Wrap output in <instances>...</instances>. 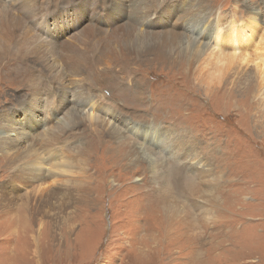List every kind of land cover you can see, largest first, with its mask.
I'll return each instance as SVG.
<instances>
[{"label": "rangeland", "instance_id": "374dc122", "mask_svg": "<svg viewBox=\"0 0 264 264\" xmlns=\"http://www.w3.org/2000/svg\"><path fill=\"white\" fill-rule=\"evenodd\" d=\"M203 19L222 20L210 54L183 45ZM8 30L0 124L23 125L37 100L27 115L48 117L30 135L44 152L40 131L55 130L77 83L121 133L89 105L53 148L73 173L46 155L58 176L42 185L0 151V264H264V0H0V38ZM70 53L87 66L69 71Z\"/></svg>", "mask_w": 264, "mask_h": 264}, {"label": "bare ground", "instance_id": "6f19581e", "mask_svg": "<svg viewBox=\"0 0 264 264\" xmlns=\"http://www.w3.org/2000/svg\"><path fill=\"white\" fill-rule=\"evenodd\" d=\"M18 7L20 9L21 8L22 9H25V11L26 10H28V11L30 10V9H26V8H29V7L28 6L25 7L24 4L23 5H20L19 4ZM4 12H7V11H4ZM6 14H8V13H5L3 15L4 18H5V15ZM26 16L28 17L29 15L26 14ZM221 21H222L221 19H218L215 24H209V22H207V20H205V19L196 21V22H199L200 23L201 28L197 32V35H196L195 40L190 38V41H192V43L184 42L183 45L191 46L192 48L196 49V52H198V53H200L201 51H203L204 53L206 52V54H210V53L207 52V51H209V47H211L213 49H214L213 45L216 46V47H220L221 37H222L221 30H220ZM4 22L8 23V19H5ZM196 22L194 20H192V23L189 24L186 27L187 31L189 30L188 28L191 27L192 24L193 23L195 24ZM3 35L4 36L0 38V62H2L5 58H7L8 55L10 56L12 54V52H13V50L11 49V44H10V41L12 40L11 37L13 36L12 33H11V30H8V31L4 32ZM235 35H236V33H235ZM246 37L247 36H245V40H246ZM251 37H252V35L249 34V38H247V41H250ZM44 40H45V38H43L41 36L40 37H37L35 39L36 46H38V47H41L42 46V48L45 49L46 48V45L43 44L44 43ZM206 40H208V42ZM81 42H83V41H81ZM235 42H236V46L238 48H240V50L239 49L238 50L241 52V50H242L241 48H244V46H243V39L236 38L235 39ZM248 43L249 42H247V44ZM180 44H181V42H180ZM25 48H28V47H25ZM34 49H36V48H34ZM181 49H182V47H181ZM25 51H27V50L25 49ZM44 52H45V50H44ZM235 53H237V51H235ZM23 54H24V51H23ZM218 55H219V53H218ZM69 57H70L69 66L71 68V70H69V71L75 72V71L78 70V68L76 67V63L77 62H78V64H81V65H83L85 67L87 66V59L86 58L81 59V60L78 61V56H75V55L72 56L71 53H70ZM231 58H232L231 59L232 60L231 61L232 64L234 66L236 65L238 68H241V66L243 68H247V67L249 68L251 66L250 65V62H248V59L247 58H241L242 63L245 64V65H243L242 63H240V61L236 60L237 57L232 56ZM223 61L224 60H222L221 62L219 61V62H217V64H221ZM259 64H263V63H256V65H255L256 67L254 68V70L257 73H261L263 75V77H264V67L260 66ZM48 67L51 70H53V72H56L58 70V67H56L53 64H48ZM199 69H200V67H199ZM72 76L73 77L74 76L77 77V75H70L68 78H70ZM55 77H57V76H55ZM255 77H256V74H255ZM63 81H64V79L62 80V82ZM33 84H34V81L31 84H28V85H29V87L32 86L33 88L36 89L37 86H35ZM73 84H74L75 88H74L73 91L69 92L70 93V96L68 98L69 99V102L72 103L73 106H71V108H69L65 112V114H63L62 118L59 117L57 119V124L54 125L55 130L54 129H51L50 130L48 128V130H46L47 132L44 131V133H43L42 132L43 130L40 131L41 132L40 134L42 135L43 138L39 140L38 144H41L42 147L45 149L44 152L40 149L43 152V154L41 153V151L39 149H37L35 147L36 146V143L31 142L32 138H31L30 135L35 134V130H37V129H45V127L42 125L43 124L42 121L47 122L48 121V117H45V115L43 117H41L40 115H37V114H33L32 116L27 115L28 112L31 111V110H33L34 112L40 111L39 108H38L39 105H38V101L37 100H33V99L31 100L30 107H28L27 110L25 111L26 119H25V121H22V122H24V124L22 123L23 125H21V123H19L17 121H12V120H18V119H11V118H8L7 116L5 117L6 118L5 123L3 122L4 124H0V151H1V154L3 155V157H5L6 159H7L6 155L9 154L10 159H11V162L9 164L12 163V165L14 167V176H17L18 179H23V180L26 179L29 182H31V180H32L31 183H38V185L44 184V181H46L48 179H51V180L54 179L55 180L54 177H56V175L58 176V174H55V173H44L43 164H44V161H46L45 160L46 159V155L52 156V158L48 162L51 163L50 165H53V166H55V167L58 168L56 171H58L60 173H64L65 171H66V173L67 172L68 173H73L72 170H71L72 167L67 166L69 164V161L68 160H67V164H62L63 162L59 163V161H62V159H60L59 156H55V153H54L53 148H55L56 142L59 141V140H61V135L63 133H65L67 135L69 134V132L66 131L67 128H69V127L73 128V126H77V124H79L81 122H84V119L83 118H84L85 109L89 105H90L91 109H93L94 111H96V116H95L96 117L95 118L96 123L101 122L102 126H104V127L107 126L108 128L111 127V131H110V134L111 135H115L116 132L117 133H121L120 128L118 127V124L116 123V120L112 119L111 117L107 118V116H108V113H107L108 110L106 109V107L104 108L101 105H97L96 102H93V100H94L93 97L92 98L86 97L85 94H83L82 91H81L83 89L81 85H79L77 83H73ZM76 87H79L81 90L79 88L76 89ZM260 90H264V87H262ZM33 102H35V104ZM54 118L56 119V117H54ZM53 121L55 122V120H53ZM114 125H116V126H114ZM95 130H96V128H95ZM106 130H107V128H106ZM36 134H37V137H36V141H37V138L39 136V132L36 133ZM148 138L151 141L155 142L156 143V146L159 145V142H157V139H156L154 133H149L148 134ZM21 147H25V149H21ZM119 147H121V146H119ZM1 159H3V158H1ZM38 168H40V170ZM23 176H24V178H23ZM45 176H47V177L45 178ZM43 189H45V188H40L39 190L42 192ZM67 195L70 196L71 194L68 193ZM25 200H26V198H25ZM52 200H53V198L51 199L50 196H49L46 199L41 198L40 201L41 202H44V203H47V202L53 203ZM24 203L26 205V202H24Z\"/></svg>", "mask_w": 264, "mask_h": 264}]
</instances>
